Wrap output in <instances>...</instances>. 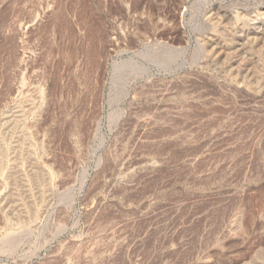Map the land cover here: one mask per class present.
Listing matches in <instances>:
<instances>
[{
	"label": "rangeland",
	"instance_id": "1",
	"mask_svg": "<svg viewBox=\"0 0 264 264\" xmlns=\"http://www.w3.org/2000/svg\"><path fill=\"white\" fill-rule=\"evenodd\" d=\"M244 5L0 0V264H264Z\"/></svg>",
	"mask_w": 264,
	"mask_h": 264
},
{
	"label": "bare ground",
	"instance_id": "2",
	"mask_svg": "<svg viewBox=\"0 0 264 264\" xmlns=\"http://www.w3.org/2000/svg\"><path fill=\"white\" fill-rule=\"evenodd\" d=\"M243 7L244 10L242 12L238 11L235 13L221 9L216 11L213 17L215 16L214 20H217L214 23L217 26H222L224 22L233 18L237 20L232 27L236 32L234 44L238 51L244 54L243 59L245 58V61L250 63L253 60L251 48L255 44L260 45V56L264 59V10L260 7L250 9L247 5ZM249 72L251 73V71Z\"/></svg>",
	"mask_w": 264,
	"mask_h": 264
}]
</instances>
